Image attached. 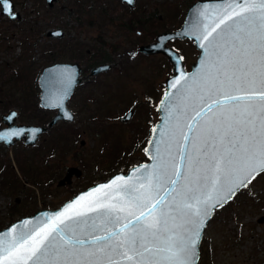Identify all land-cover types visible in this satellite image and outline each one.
Returning a JSON list of instances; mask_svg holds the SVG:
<instances>
[{"label":"snow or ice","instance_id":"1","mask_svg":"<svg viewBox=\"0 0 264 264\" xmlns=\"http://www.w3.org/2000/svg\"><path fill=\"white\" fill-rule=\"evenodd\" d=\"M0 6L14 15L11 0ZM198 38L205 71L175 81L159 170L118 176L28 232L13 225L0 233V264H196L210 210L264 172V0H224Z\"/></svg>","mask_w":264,"mask_h":264},{"label":"rangeland","instance_id":"2","mask_svg":"<svg viewBox=\"0 0 264 264\" xmlns=\"http://www.w3.org/2000/svg\"><path fill=\"white\" fill-rule=\"evenodd\" d=\"M14 1L24 16L13 24L25 23L29 28L37 25L34 34L39 39L35 41L36 49L28 50L26 38L10 26L0 6L4 37L0 45V126L2 114L11 109L20 112L17 123L37 124L32 114L40 105L38 77L43 68L56 62L50 60L48 51L59 49L62 42L76 38L104 51L113 69L96 76L98 81L86 79L76 88L68 102L76 115L73 122L57 123L41 134L34 146L23 140L13 146H0V229L35 210L60 207L88 186L149 160L146 145L159 120L158 105L174 66L163 53L145 55L138 49L141 44L155 42L158 34L184 24L183 13L196 2L141 0L142 25L129 31L111 23L104 28H82L71 0H57L53 7L46 0ZM120 12L121 7L117 9ZM163 22L165 27L160 28ZM55 28L65 31L62 40L48 36V30ZM168 45L181 53L187 69L193 67L200 52L194 41L174 39ZM63 47L60 50L65 55L58 61L86 65L79 57L73 60L70 47ZM11 75L19 77L7 82ZM7 96L10 98L6 102L3 99ZM45 110L50 112L48 118L58 111ZM130 110H134L133 116L123 121ZM69 167L82 173L61 185L59 181ZM199 264H264V172L215 209L203 235Z\"/></svg>","mask_w":264,"mask_h":264},{"label":"water","instance_id":"3","mask_svg":"<svg viewBox=\"0 0 264 264\" xmlns=\"http://www.w3.org/2000/svg\"><path fill=\"white\" fill-rule=\"evenodd\" d=\"M50 5H53L54 0H47ZM128 2V0H125ZM134 2V1H133ZM133 2L131 5H133ZM12 12L14 15H9L4 12L2 7V14L9 16L12 19H17L20 17L19 12H15V3L11 0ZM224 5V0H204L198 1L190 8L186 20L183 26L172 32H165L158 35L157 40L153 43L142 45L140 47V52L146 55H153L156 53H163L168 56L169 60L173 63L174 74L167 78L166 80V91L163 99L159 104L160 119L156 123L153 130L151 139L146 147V153L151 159L150 162H144L138 164L129 171H119L108 180L100 182L89 189L78 193L72 200L68 201L61 208L56 210H41L31 215L29 217L19 220L9 227L0 230V233L6 232L13 225H17V232L23 230L25 232L30 231L34 226L40 224L46 219H50L52 214L62 212L74 201H77L78 197L83 196L85 193L92 192L93 189L98 188L102 184H109L118 176H124L125 178H131L129 182H135L143 173L149 171H157L160 167V162L167 159L168 149L171 146V133L176 125L177 116L179 114V109L175 107L174 104L170 103L171 97L176 95L175 81L179 77L180 82L183 83L184 77L187 75L189 78L192 75L203 73L205 71V64H202V60H207V54L204 49L201 48L202 41L198 37L207 29V26L211 25L213 21L218 17L221 9ZM50 37L61 38L64 36V31L61 28L50 29L48 31ZM185 39L189 38L193 40L200 50L198 59L193 64L192 69L189 71L185 67L184 59H179L183 57L177 50L173 47L167 45L168 41L173 39ZM112 66L110 63L100 64L99 66L93 68L91 76L98 74L101 71H105ZM81 65L77 62H56L51 65L46 66L39 77V84L41 87V106L46 109H58L57 114L50 121L48 126L35 125V124H15L17 118V111L13 109L10 113L3 116V121L6 124L5 127L0 129V134L12 133L16 129H25V131L17 135H6L3 139H0V145L5 142L7 146H12L17 140L22 137L26 138V143L28 145L34 146L41 133L46 132L49 128L56 125L60 120L73 121L75 114L68 107V102L72 97L76 87L82 83L83 79L80 77ZM133 116V111L127 113L122 120H130ZM36 129L35 133L31 130ZM28 132V133H27ZM27 134V135H26ZM173 154L175 150L173 148ZM78 176L81 175V171L76 167H71L68 169L65 178H63L60 184H65L66 182H71V178L74 174ZM257 172L253 177H250L244 185L251 182L258 174ZM119 183V182H118ZM244 185L235 189L234 192L229 194L228 198L219 202V204L212 210H210L209 217L204 224L201 225V231L198 240V256L196 259V264L199 263L201 256V242L203 240V235L208 222L213 217L215 209L219 206H223L228 203L236 195V192L242 188ZM107 191V190H106ZM48 214V216H45ZM91 215V214H90ZM263 220V219H262ZM261 220V221H262ZM24 221H29L28 224H24Z\"/></svg>","mask_w":264,"mask_h":264},{"label":"flooded vegetation","instance_id":"4","mask_svg":"<svg viewBox=\"0 0 264 264\" xmlns=\"http://www.w3.org/2000/svg\"><path fill=\"white\" fill-rule=\"evenodd\" d=\"M14 1V0H13ZM72 1V6H74V9H75V11H76V13H77V17H76V20H78V22H79V25L82 27V28H85V29H87V28H92V26H98V27H100V28H104L107 24H116V26L117 27H121L122 29H125V28H127V29H129V31H132V30H134V29H136V25L137 24H139L140 25V27H141V25H142V22H141V24H140V21H141V0H133L134 2H133V5H131L130 3H128L127 1H125V0H103V2H99L100 0H71ZM92 1V2H91ZM198 1H204V0H196V2L195 3H197ZM46 2H47V4L50 6V7H53L54 5H55V3L57 2V0H54V3H53V5H50L49 3H48V1L46 0ZM14 3H15V1H14ZM92 3V4H91ZM195 3H193V4H195ZM119 7H121L122 8V12H120V13H117V9L119 8ZM189 7V8H188ZM187 7V10L183 13V18H182V21L184 22L185 20H186V17H187V14H188V12H189V10H190V7H192V4H190L189 6ZM14 11L15 12H19L20 13V17L19 18H17V19H12V18H10L9 16H6V15H4V16H6V17H8V20H9V23L10 24H12V25H10L12 28H16V29H18L21 33V35H23L25 38H26V41H25V43H26V47L28 48V50H30V49H36V43H35V41L36 40H38L39 39V35H36L35 36V34H32V35H29V33H28V36L25 34L26 32H28L27 30V28L29 27V25L28 24H26V25H24V24H21V25H19V26H15L13 23H14V21H22V19H23V14L21 13V11L17 8V4L15 3V9H14ZM122 18V19H121ZM120 20H124L125 22L123 23V22H121ZM120 22V23H119ZM182 25H183V23H182ZM182 25L180 26V27H177L176 29H173V30H171V31H175V30H178V29H180L181 27H182ZM161 26V27H160ZM159 27L160 28H163V27H165V22H163V24L162 25H160ZM34 27H37V25H35ZM167 27V26H166ZM24 28H26V29H24ZM56 29V28H55ZM50 30V29H49ZM48 30V31H49ZM64 31V30H63ZM171 31H164V32H171ZM35 33V32H34ZM151 33H153V30L151 29ZM47 34H48V32H47ZM159 35V34H158ZM158 35H157V37H158ZM49 36V35H48ZM66 36V34H65V31H64V36L63 37H61V38H58V39H60V40H62L64 37ZM28 37L29 38H32V42L34 43V46H32V47H29L28 46V43H27V40H28ZM50 37V36H49ZM157 37H156V39H157ZM53 38H55V37H53ZM186 39V38H185ZM174 40V39H173ZM3 41H4V37H3V30L2 31H0V45H3ZM64 41V40H63ZM188 41H190V39L188 38ZM63 43V45L64 46H68V47H70L71 49H72V52H73V54L76 56L77 55V57H76V59H73V60H77L78 59V57H79V59L78 60H81V61H83V62H85L86 63V65L85 66H83L81 63H79V62H77V61H73L72 63H75V62H77V63H79L80 65H81V74H80V77L83 79V81H82V83L84 82V80H86L87 79V81H89V82H94V80H96V81H98L97 79H96V76H98V75H100L101 73H104V72H107V71H110V70H112L113 68H112V66H113V64H112V66L109 68V69H107V70H105V71H101V72H99L98 74H96V75H94V76H91L90 74H91V72H92V70H93V68H95V67H97V66H99L100 64H106V63H112V62H110V57L108 56L107 57V61H101V62H95L94 61V53H95V51H97L98 49L97 48H95L94 49V47H91L89 44H86V43H83L82 41H79L78 39H76V38H72V39H70L68 42H66V43H64V42H62ZM150 43H153V40L152 41H150L149 43H146V44H150ZM146 44H141L140 45V47L142 46V45H146ZM167 45H168V43H167ZM102 47H104L105 45H101ZM169 46V45H168ZM140 47H139V49H140ZM7 49L8 48H10V45L8 46V47H6ZM114 49H117V47L116 46H114ZM138 49V50H139ZM177 50V49H176ZM140 51V50H139ZM56 62H61V61H56ZM55 62V63H56ZM41 74V73H40ZM39 77H40V75H39ZM39 77H38V84H39ZM89 79V80H88ZM8 80V79H7ZM11 80H14V78H11ZM10 80V81H11ZM82 83H80V85L82 84ZM38 86H40V84L38 85ZM40 90H41V88H40ZM40 99H41V94H40ZM70 108V107H69ZM71 109V108H70ZM13 109H11L10 111H8L7 113H4V114H2V118H1V121H2V126H0V129L1 128H3V127H5L6 126V124L4 123V121H3V116L4 115H7L8 113H10L11 111H12ZM16 111H17V118H16V121H17V119H18V117H19V115H20V112H19V110L18 109H15ZM72 111V110H71ZM133 111V114H134V110H132ZM23 112V111H22ZM21 112V113H22ZM58 112V111H57ZM73 112V111H72ZM130 111H128L127 113H129ZM23 113H25V110H24V112ZM74 113V112H73ZM126 113V114H127ZM57 114V113H56ZM55 114V115H56ZM75 114V113H74ZM75 117H76V115H75ZM75 117H74V120H75ZM124 117V116H123ZM122 117V118H123ZM73 120V121H74ZM15 121V124H20V123H17ZM61 121H63V120H61ZM60 121V122H61ZM73 121H67V122H73ZM50 123V122H49ZM58 124H59V122H58ZM37 125H43V124H37ZM49 125V124H48ZM44 126V125H43ZM28 133V132H27ZM43 134V133H42ZM27 135V134H26ZM41 135V134H40ZM40 138V137H39ZM21 140H23V142L25 143V144H27L26 143V138L25 137H22L21 139H19V140H17L14 144H16L17 142H19V141H21ZM39 140V139H38ZM38 142V141H37ZM2 144H4V145H6V143H2ZM1 144V145H2ZM13 144V145H14ZM0 145V146H1ZM12 145V146H13ZM28 145V144H27ZM36 145V144H35ZM29 146H31V145H29ZM69 168H71V167H69ZM68 168V169H69ZM68 169L66 170V174H67V171H68ZM66 174H65V176H66ZM75 175L76 176H78L76 173H75ZM65 176H64V178H65ZM74 176V175H73ZM72 176V177H73ZM72 179V178H71ZM59 182H61V181H59ZM61 185H63V184H61ZM76 194V193H75ZM74 194V195H75ZM30 200V199H29ZM14 207L15 208H17L18 210H19V206H18V204L17 203H15V205H14ZM56 208H58V207H56ZM53 209H55V208H53ZM38 210H35L34 212H31V214L30 215H32V214H34L35 212H37ZM22 213V212H24V211H17V213ZM25 216H29V215H25ZM25 216H22V217H20V218H23V217H25ZM19 218V219H20ZM19 219H15L14 221H12V222H10L9 224H11V223H13V222H15V221H17V220H19Z\"/></svg>","mask_w":264,"mask_h":264},{"label":"trees","instance_id":"5","mask_svg":"<svg viewBox=\"0 0 264 264\" xmlns=\"http://www.w3.org/2000/svg\"><path fill=\"white\" fill-rule=\"evenodd\" d=\"M27 29H28L27 30L28 32H26L25 34L28 36V33H29V35L34 34L36 27L32 26L30 28L28 27ZM27 43H28V46L29 47L34 46V43L32 42V38H29L28 37ZM63 46L64 45L62 44L59 49L58 48H54V47L52 49L48 48L50 50L48 51L47 55H49L51 61H53V60L54 61L62 60L60 58H63L61 56H64L65 54L60 49ZM63 48H64L63 50H65L66 48H68V46H64ZM72 55H73V59L76 58V56L73 53H72ZM107 60L108 59H107V56L105 55V52L104 51H102L100 49H98L97 51H95V53H94V61L95 62H101V61H107ZM16 77L18 78L19 75H17V76L11 75V77L8 80H6V81L7 82H10L11 78H14L15 79ZM37 87H38V83H37ZM9 98H10L9 96L4 97L3 100H5L7 102V101H9ZM87 105H88V103H87ZM37 108L38 109H36V112L32 114L33 117L37 120V124L48 125L49 122L51 121V119L53 118V117H50V116H49V118L47 117V113H50V112L49 111H46L45 109H43L40 105ZM27 109H29V106L27 108H25L24 110L26 111ZM202 253H203V250H202Z\"/></svg>","mask_w":264,"mask_h":264}]
</instances>
